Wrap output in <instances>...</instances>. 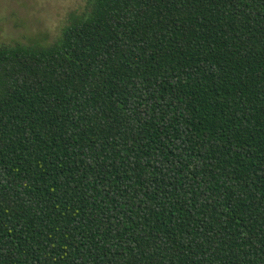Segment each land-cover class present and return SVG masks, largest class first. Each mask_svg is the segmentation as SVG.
<instances>
[{"label":"trees","instance_id":"trees-1","mask_svg":"<svg viewBox=\"0 0 264 264\" xmlns=\"http://www.w3.org/2000/svg\"><path fill=\"white\" fill-rule=\"evenodd\" d=\"M0 264H264V0H86L1 43Z\"/></svg>","mask_w":264,"mask_h":264},{"label":"rangeland","instance_id":"rangeland-1","mask_svg":"<svg viewBox=\"0 0 264 264\" xmlns=\"http://www.w3.org/2000/svg\"><path fill=\"white\" fill-rule=\"evenodd\" d=\"M86 0H0V44L49 45Z\"/></svg>","mask_w":264,"mask_h":264}]
</instances>
